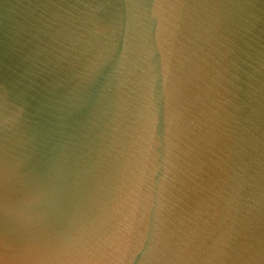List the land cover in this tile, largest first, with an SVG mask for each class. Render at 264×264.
I'll use <instances>...</instances> for the list:
<instances>
[{
    "label": "water",
    "instance_id": "obj_1",
    "mask_svg": "<svg viewBox=\"0 0 264 264\" xmlns=\"http://www.w3.org/2000/svg\"><path fill=\"white\" fill-rule=\"evenodd\" d=\"M0 264H264V0H0Z\"/></svg>",
    "mask_w": 264,
    "mask_h": 264
}]
</instances>
